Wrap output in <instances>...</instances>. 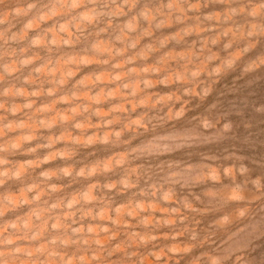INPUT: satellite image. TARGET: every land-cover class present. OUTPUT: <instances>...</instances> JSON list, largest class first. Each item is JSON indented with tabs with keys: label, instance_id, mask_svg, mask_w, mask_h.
Masks as SVG:
<instances>
[{
	"label": "clouds",
	"instance_id": "1",
	"mask_svg": "<svg viewBox=\"0 0 264 264\" xmlns=\"http://www.w3.org/2000/svg\"><path fill=\"white\" fill-rule=\"evenodd\" d=\"M0 264H264V0H0Z\"/></svg>",
	"mask_w": 264,
	"mask_h": 264
}]
</instances>
